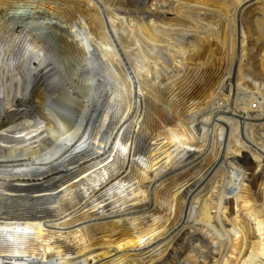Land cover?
<instances>
[{"label": "bare ground", "instance_id": "6f19581e", "mask_svg": "<svg viewBox=\"0 0 264 264\" xmlns=\"http://www.w3.org/2000/svg\"><path fill=\"white\" fill-rule=\"evenodd\" d=\"M0 264H264V0H0Z\"/></svg>", "mask_w": 264, "mask_h": 264}, {"label": "rangeland", "instance_id": "374dc122", "mask_svg": "<svg viewBox=\"0 0 264 264\" xmlns=\"http://www.w3.org/2000/svg\"><path fill=\"white\" fill-rule=\"evenodd\" d=\"M20 15L22 16V19L24 18L23 20H25V23H27L28 25H31V26L34 25V23L31 22V20L25 19L26 18L25 16L28 15L27 13L22 11V14H20ZM81 45L85 46L83 43ZM216 57H217V55H216ZM204 62L205 63L203 65H201L202 68L203 69L206 68L205 70L209 69L208 71H211L210 67H212L215 64L216 58H212V57L209 58L208 57L206 61L204 60ZM248 83H250V82L248 81ZM198 94H200V93H196V91H194V92L191 91L190 93L180 92L174 97L173 105L176 106L177 104H181V105L184 104V106L188 107L192 103H194L195 101L200 100V98L198 97L199 96ZM252 106H253V109L255 110V104H253ZM156 123L158 124V122H156ZM159 130H160V128H159ZM236 161L240 167L247 170L246 171L247 175L252 177L251 178L252 189L254 191H256L257 186L259 185L258 183H260L261 171L259 172V170L255 169V164H254L251 156L248 153L243 152L242 156L240 158H237ZM233 206H234L233 200H230V210H229L230 214L229 215H233V213H234ZM161 240H163V239H161Z\"/></svg>", "mask_w": 264, "mask_h": 264}]
</instances>
